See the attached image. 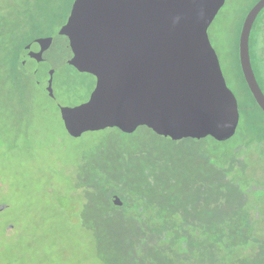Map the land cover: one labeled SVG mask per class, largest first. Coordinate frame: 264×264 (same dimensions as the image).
<instances>
[{"label": "rangeland", "instance_id": "rangeland-1", "mask_svg": "<svg viewBox=\"0 0 264 264\" xmlns=\"http://www.w3.org/2000/svg\"><path fill=\"white\" fill-rule=\"evenodd\" d=\"M8 1L0 0L1 23H5L2 12L12 2L17 6L24 2ZM57 1L60 5L51 11L48 33L63 22L70 0ZM256 1L225 0L207 29L227 85L240 107L242 102L250 107L246 113L239 110L235 136L222 141L211 137L172 141L143 126L130 132L101 126L107 115L92 97L87 101L92 91L89 74L67 64L75 52L69 34L60 33L50 51L58 66L52 90L45 85L50 64L30 59L26 69L14 71L16 64L0 50V205L4 206L0 264H120L111 258L107 239L98 232L112 222L113 210L105 201L111 189L141 202L146 214L140 223L152 227L169 223L168 211L159 205L174 194L180 198L186 190H220L216 178L205 173L202 158L226 162L237 149L264 135V115L252 105L237 67L241 25ZM262 37L264 10L253 24L249 42L251 62L264 88ZM34 70L35 77L30 74ZM55 99L67 107L83 106L65 123ZM86 123L93 130L79 136L67 132ZM259 150L264 154L263 148Z\"/></svg>", "mask_w": 264, "mask_h": 264}, {"label": "water", "instance_id": "water-1", "mask_svg": "<svg viewBox=\"0 0 264 264\" xmlns=\"http://www.w3.org/2000/svg\"><path fill=\"white\" fill-rule=\"evenodd\" d=\"M224 2L74 1L62 30L72 35L77 49L72 62L90 76L87 101L92 97L107 115L101 126L128 132L143 126L162 136L176 134L177 139L207 136L222 141L235 136L240 117L236 98L226 85L207 33ZM263 8L264 0H257L243 19L238 61L249 91L264 112V94L249 52L251 29ZM55 40L33 41L30 57L36 51L47 52ZM56 103L65 123L83 106L67 107L59 99ZM67 130L79 136L93 130V125Z\"/></svg>", "mask_w": 264, "mask_h": 264}, {"label": "flooded vegetation", "instance_id": "flooded-vegetation-1", "mask_svg": "<svg viewBox=\"0 0 264 264\" xmlns=\"http://www.w3.org/2000/svg\"><path fill=\"white\" fill-rule=\"evenodd\" d=\"M11 1L15 2L9 0L8 3ZM74 1H69L63 22L52 33L46 30L48 23L53 20L51 11H56L60 5L57 0H41L40 4L46 13L43 16L35 10L36 0H24L18 6L12 2L9 9L2 12L5 37L17 46L13 56H10L11 63L16 64L14 71L18 70L17 67L26 69L25 63L30 59L39 64H50L45 85L53 87L52 76L58 66L53 63L50 51L57 43L60 33L71 35L63 31L62 26L67 22ZM30 16L38 25V32L28 35L32 29L27 21ZM47 37H56L54 44L47 52L36 51L34 57H30L29 48L33 41ZM72 43L75 47L73 37ZM11 49L10 47L9 52L13 51ZM76 53L75 48L67 64L77 71L78 68L72 62ZM37 54L40 58L36 57ZM251 66L264 94L252 62ZM30 74L35 77L38 72L34 70ZM240 79L252 105L264 115L242 75ZM227 87L229 88L228 85ZM232 93L238 110L248 112L250 107L244 102L240 107L235 93ZM164 136L172 141L178 140L176 134ZM248 143L223 163H218L209 156L202 158L207 166L205 173L216 178L220 190H197V193L186 190L180 198L174 194L170 201L161 202L162 205L159 206L168 211L170 216L169 223L162 227L140 223L141 216L146 214L143 204L134 203L131 196L111 189L105 196V201L108 208L113 210L110 215L112 222L98 228L112 250L111 258L120 264H264V169L260 168L264 167V154L259 150L264 149V135ZM140 162L141 158L137 156L136 164L140 165ZM180 199L184 200L183 204L178 203ZM179 239L182 242L178 244Z\"/></svg>", "mask_w": 264, "mask_h": 264}, {"label": "trees", "instance_id": "trees-1", "mask_svg": "<svg viewBox=\"0 0 264 264\" xmlns=\"http://www.w3.org/2000/svg\"><path fill=\"white\" fill-rule=\"evenodd\" d=\"M41 0H36V5H35V10L36 12H38V14L40 15H46L45 13V9L43 8V6H41L40 4ZM264 10V9H263ZM262 10V11H263ZM261 11V12H262ZM260 12V13H261ZM43 18V17H42ZM28 24L29 26L32 27V29L29 31L28 35H31V34H34V33H37L38 32V25H36L34 23V21H32V17L30 16L28 18ZM32 21V22H31ZM31 23V24H30ZM4 30H5V26H4V23H1L0 22V50L3 54H6L9 56L10 60L12 59L11 57L13 56L14 54V50L16 49V44L9 41L8 39H6L5 37V34H4ZM263 38V37H262ZM264 39V38H263ZM249 42H250V37H249ZM238 46V45H237ZM12 48L11 52H9V48ZM249 52H250V49H249ZM11 56V57H10ZM250 60H251V53H250ZM237 67H238V72H239V75L241 76L242 73H241V70H240V66H239V61H238V47H237ZM253 138H251L250 140H252Z\"/></svg>", "mask_w": 264, "mask_h": 264}]
</instances>
